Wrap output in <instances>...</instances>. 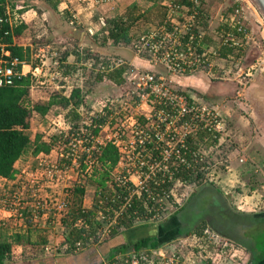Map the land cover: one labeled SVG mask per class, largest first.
<instances>
[{"label": "built area", "instance_id": "obj_1", "mask_svg": "<svg viewBox=\"0 0 264 264\" xmlns=\"http://www.w3.org/2000/svg\"><path fill=\"white\" fill-rule=\"evenodd\" d=\"M79 1L90 9L91 3L97 8L125 0ZM234 1L214 28L205 0L165 1L162 21L132 44L134 54L152 70L134 68L120 56L103 55L99 62L82 63L88 71L104 76L126 68L124 83H97V87H110L109 93L94 100L89 110L77 108L80 118L75 122L67 119L69 109L47 117L55 134L46 143L51 144L53 137L56 143L49 153L33 155L17 169L15 179L0 185V228L16 223L23 232L38 227L47 231L50 225L62 224L63 218L72 222L70 197L81 185L86 188L84 218L75 226L96 232L88 244L99 249L118 227L123 228L124 219L158 230L155 237L162 242L140 251L130 249L131 243L113 246L106 253L99 249L100 264H249L251 255L244 247L209 228L167 241L160 234L163 224L185 206L195 189L218 187L232 173L233 160L222 153L237 143L229 134V114L222 106L181 87L175 78L236 82L241 77L245 82L239 83L245 90L256 74L264 75V53L247 63L244 51L256 37L246 18L245 0ZM6 2L0 25L10 26L9 35L25 18L19 13L23 7L12 9L10 0ZM61 4L65 6L62 13L70 12L69 24L76 26L80 18L73 3L61 0ZM25 64L2 45L0 88L24 78L21 68ZM54 66L63 97L86 88L87 72L82 68L64 75L59 56ZM107 144L119 156L112 170L100 161ZM236 159L242 166L250 161L247 155ZM254 172L264 179V169L255 166ZM102 176L105 186H94L93 198H89L87 180ZM83 248V243H77L76 252ZM57 252L55 246L46 244L29 248L26 255L41 260ZM12 256L18 257L14 252Z\"/></svg>", "mask_w": 264, "mask_h": 264}, {"label": "trees", "instance_id": "obj_2", "mask_svg": "<svg viewBox=\"0 0 264 264\" xmlns=\"http://www.w3.org/2000/svg\"><path fill=\"white\" fill-rule=\"evenodd\" d=\"M10 3L12 9L23 7V9L19 11L21 14L29 10V7L31 6L30 0H10ZM6 4V0H0V15H3L6 12ZM207 14L210 17L208 12ZM101 24L102 35L106 36L105 40L109 43L124 44L132 47L135 38L141 34L139 33L132 36L131 26L126 25L121 18L113 19L112 23H109V21L104 19L101 21ZM24 29L25 27L21 25L15 28L11 34L6 35V33L10 32V26L8 24L0 25V59L2 58V45H5L6 51H9L12 57L18 58L23 62L28 60V56L30 54L29 50L17 46L14 43V38L21 35ZM98 36V34H95L93 38ZM76 49L78 57L82 59V63H86L91 60L99 62L100 58L103 56L101 54L94 53V51L90 49L86 50V48L82 47H78ZM244 53H247V51H244ZM253 56V52H249L248 61L251 60ZM59 61L64 75H72L80 68H82L84 72L90 73L88 74L89 77L87 76L86 88L83 90L75 89L70 98L63 97L62 95H56L46 106L35 105L31 108V103L28 100L29 90L31 87L30 77H24L20 80H16L13 86L0 88V177L9 180L15 179L17 174L15 164L27 152L32 150L33 155H38L41 152L49 153L52 150L53 145L56 143V138L53 137L55 140H52L51 144L39 143L34 145L29 134V118L33 110L45 115L55 105H61L66 110L69 109L70 113L68 116H74L76 119H79L80 116L76 111L77 108L83 106L85 110H89L92 102L98 99L96 98V93L92 90V87L90 88L88 85L91 75L92 77L96 75V79L94 80L95 86L97 83L105 80L111 81L119 86H122L124 83L123 76L126 68L118 69L115 72L104 76L88 71L87 67L82 66V63L70 69L63 62L64 60L62 55L59 56ZM177 80L178 82H176L179 83V79ZM196 83H198V81ZM181 87L190 89L206 98L203 90H200L198 85L195 87L186 84L185 86L181 85ZM118 160L119 156L115 147L111 144L105 145L100 161L107 165L109 170H112L118 164ZM87 182L93 186L104 187L105 176H102L97 181L89 179ZM198 189L200 190L198 192L194 191L185 206L177 210L172 216L171 219H175L174 228H176L177 232L180 233L179 235H175L176 237H171H174L175 239L186 238L195 232H201L203 229L209 228L224 237L234 239L239 242V244H241V246L244 247L251 255L249 264H264V256L260 257L262 250H257L255 248L257 247L256 244L259 243L257 240L258 236L263 233L262 229H260V225L264 224V218H259L258 220L252 216L239 214L233 210L231 211V209L226 206L228 204V200L225 194L213 185H206ZM85 197V186L77 185L73 189L72 196L70 197L72 222L65 218L61 221L63 224L73 228L72 237L68 239L66 244H62L61 247L66 253L65 258H70L69 260L71 264H100L99 249L101 250L102 247L115 239L129 236L135 232V230L136 232H139V228H135L132 220L124 219L121 221L123 228L118 227L112 233L108 240L109 242L107 241L103 246H100L99 249H96L94 246L88 244V238L93 236L96 232H87L86 229L75 228L78 221L84 218V214L81 213V209ZM169 221L163 224V228ZM232 222L235 223V228L233 226L229 228V225ZM238 224L240 227L236 228V225L238 226ZM166 229L168 231V226ZM12 239L13 242L0 241V264H10L13 260L12 253L15 246L24 245L30 241L29 238L24 239L21 234L14 236ZM79 242L84 244V248L79 252H76V246ZM161 243L162 242H160L156 237H144L130 245V249L140 251L147 248H157L161 245ZM46 244L49 243L45 242L44 245ZM65 246L67 247L65 248ZM83 256L85 257L83 258ZM68 259L65 263H62L60 259L57 260L49 256L44 260H40L39 264H69ZM74 261L76 263H74Z\"/></svg>", "mask_w": 264, "mask_h": 264}, {"label": "crops", "instance_id": "obj_3", "mask_svg": "<svg viewBox=\"0 0 264 264\" xmlns=\"http://www.w3.org/2000/svg\"><path fill=\"white\" fill-rule=\"evenodd\" d=\"M39 1V6H37L36 8L33 7L22 13L24 14L25 18L22 26H24L25 29L23 30L21 35L14 38L15 45L23 47L26 50L28 49L30 52L28 60L25 61L26 64L23 65L21 69L25 77L31 78V87L29 90V102H31V108H33L37 104L46 106L54 96L63 94L64 91L61 85L62 82H60L59 80L57 81L54 77L55 73L57 72V69L54 66V63L57 60V56L62 55L64 60L63 62L70 69L74 68V66L76 65H80L82 63V59L78 57L75 46L82 47L90 44L91 42H94L93 36L95 34H98L99 30L102 28V20L105 19L109 21L111 17H113V19L121 18L126 25L131 26L132 29H137L138 31L136 32V34H139L149 29L155 28L162 21L164 12L163 3L168 0H125L116 5H106L97 8L94 7V5H92L91 3L89 5L90 9L85 8V4L83 5L79 0H70L73 3L74 9L77 10L80 18V22L76 26H71L69 24V11H66L64 13L61 12V10L65 7L63 4H61V0ZM210 1L213 0H205V8L212 19L211 23L214 28L215 19L217 20L216 17H219V13L217 14V16L216 14H212L215 9L213 8L214 10H211V7L209 5ZM60 4L62 6H60ZM245 14H250V17L248 16L247 20L250 21L251 24H253V20L251 18L254 17V19H256V16L247 5L245 6ZM215 25L218 26V22ZM68 29L72 32L66 34L67 32L64 31ZM143 29L146 30L141 31ZM136 34L131 35L134 36ZM90 38L92 40L89 42ZM253 45L249 47V50L247 49V53H249V51L253 49ZM134 58L135 61L139 62L138 64L134 61H130L129 59L128 61L133 65L136 64L135 66L138 67V69H153L150 64L138 58L135 54ZM247 63L251 64L252 61H247ZM43 64L45 65L43 66ZM54 79L56 81H54ZM177 79H179L180 82L193 79L195 80V82L198 81V83L196 84L200 89H205V91L207 90L205 88L207 86L206 78L194 76L188 78H175V80L178 82ZM35 84H39L36 87L37 89L35 88ZM53 108L57 110L64 109V111H66L65 108L61 105H55L51 109ZM46 117H48L46 114L42 115L38 113L37 119L40 121H37L38 124L36 125L32 124L33 126H31L29 122L30 129H34V127L38 125L40 127L37 126L36 130L41 131V126L48 124ZM252 119L258 132H256V134H251L249 141L247 143L243 142L240 149L232 148V150H235L232 155L233 161L231 162L233 171L230 175L227 176V178L228 180L233 179L234 181H231L232 184H230L227 183L225 179H223L222 183H220L216 188L223 191L225 196L233 194L231 202L233 208H231V206H228V204H225L229 209H231V211L233 210L239 214H246L259 220V218H264V179L260 176H257V174L254 172V168L255 166L262 169L264 168V116ZM49 136L50 135L42 136L41 133H38L36 140H33L32 138L31 139L34 145H37L39 143H46L47 141H49ZM237 140L239 139H235V142H237ZM239 141H242V139L240 138ZM32 152V150L27 152L15 164L16 170L23 167L25 163L32 158ZM244 155H247V160L249 159L250 161L246 165L242 166L239 163V159H236V156L237 158H239ZM244 172H246L247 174L250 173V181L249 179L246 180L242 178V174ZM244 176H246V174H244ZM259 179L261 180V182ZM7 180L8 179L6 178L0 177V185L6 183ZM257 181L263 183L261 187L262 189H258L257 186H259V184L257 183ZM227 189L229 191H227ZM235 191L237 193H235ZM174 220L175 219H171L164 228L162 226V232H160V234H165L168 236L170 235L169 237L179 235L180 232H171V230H173L175 226ZM167 226L168 231L166 229ZM263 227L264 224L260 225V229L263 230ZM137 228H139V232H136L135 230V232H133L129 236L120 237L113 240L112 242H115L116 246L123 245L125 243L133 244L134 242L144 237H155V235L158 233V230L150 226H138ZM42 234L44 236L41 238V242L42 245H44L45 242H48L49 239L46 237L47 232H43ZM222 237L241 246V244H239V242L235 241L234 239H229L224 236ZM55 243H57V241ZM20 247L21 245H17L16 248L23 249V246L22 248ZM24 247L25 251H27V248H32L25 245ZM29 257L30 260H34L31 258V256Z\"/></svg>", "mask_w": 264, "mask_h": 264}, {"label": "rangeland", "instance_id": "obj_4", "mask_svg": "<svg viewBox=\"0 0 264 264\" xmlns=\"http://www.w3.org/2000/svg\"><path fill=\"white\" fill-rule=\"evenodd\" d=\"M30 3H31V6L29 8H33V7L36 8L37 6L40 5L39 0H30ZM244 3H245L244 5L245 6L247 5L256 16V19H254V17L251 18L253 20V24H251L250 21H248L249 26H250L251 30L255 33V37H256V41L253 43L255 45L252 44L253 49L252 50L250 49L251 51H249L250 53L253 52V54H254L253 58L255 60L259 56H262V54L264 53V18L261 15L260 11L258 10L257 6L251 0H245ZM234 4H235L234 0H213V1L209 2L211 10L215 9V11L212 12V14H216V16H217V14L219 13V17H221L222 14L228 13ZM248 16L250 17V14L247 15L246 18ZM219 17L217 16L216 18H219ZM112 20H113V17H111L109 19V23H112ZM216 21L218 22V19L217 20L215 19V24L217 23ZM215 24H214V26L216 27ZM145 30L143 29L141 31H145ZM137 31L138 30L134 28V29H132L131 33L136 34ZM64 32H67L66 34H68L69 32H72V31L68 29V30H65ZM98 35H99L98 37H96V38L94 37V42H91L92 44L91 43L87 44L85 46H82V48H86V50L87 49L93 50L94 53H98L101 55L120 56L122 58H125L126 60L129 59L132 62L134 61L137 64L139 63L138 61H135L134 53L132 52L131 46L124 45V44L109 43L108 41L105 40L106 36L102 35V29L99 30ZM91 40L92 39L90 38L89 42ZM213 40H215V39H213ZM76 48H78V47H76ZM123 52H125V53H123ZM249 61H251V60H249ZM135 65L132 64V66L134 68H138ZM88 74H90V73L89 72L87 73V76L89 77ZM95 76L96 75H94L92 77V75H91L90 80L88 81V85L90 86V88L92 87V90L96 93V98L99 99L101 97L107 96V94L110 91V87H101V86L97 87V86H95V83H94V80L96 79ZM206 81H207V86L205 88L207 90L205 91V89H204L203 93L205 94L207 100H209L210 102L219 103L222 106L223 110L225 111L224 113H226V112L229 113L228 116H229L230 127H231L229 134L234 141H235V139H239V140H240V138L242 139V141L237 140V143L235 144V146L232 145V147H230V148H223L222 155L226 157L227 154H229V156L232 159L233 152H235V150L234 149L232 150V148L240 149L241 144H243V142L247 143L249 141L251 134H256V132H258L256 126L254 125L252 118L255 119V118L264 116L263 115L264 114V75L256 74L254 76L253 82L250 85H248V87L245 90H243L242 86L239 83V82L244 81V79L241 77H239L236 82H233V81L218 82V81H209L207 79H206ZM179 84L182 86H185L187 84V85L195 86V87L197 85L195 80H193V79H189V80L179 82ZM38 85L39 84H35V88ZM200 90H202V89H200ZM28 100L30 101V99H28ZM37 105H39V104H37ZM59 114H60V111L53 108V109H50L46 115L48 116V118L50 117L52 119L54 117H57V115H59ZM37 116H38V113H36L35 111L31 112L30 118H29V122H30L31 126H33L34 124L35 125L38 124L37 121H40L37 119ZM68 117L70 118L69 121H71V122L77 121V119L74 116L70 117V115H69V116H67V119H68ZM46 120L48 122V119H46ZM39 123H41V122H39ZM41 125H43V124H41ZM37 126H35L34 129L29 130V134L33 140H36L38 133H41L42 136H48V135L53 136L55 134L52 130V125L50 126V122L48 124H45L44 126H41V129H42L41 131L36 130ZM38 127H40V126H38ZM48 139H49V137H48ZM244 174H246V176H244ZM242 178H244L246 180L249 179V181H250L251 175H250V173L247 174L246 172H244L242 174ZM224 179L227 183H230V184H232L231 181H234L233 179L228 180L227 177H225ZM260 182H261V180H260ZM260 182L257 181V183L259 184V186H257L258 189H262L261 187H262L263 183H260ZM93 188H94L93 185L88 186L89 198H93V191H92ZM199 190L200 189H195V192H198ZM244 190H245V188H244ZM227 191H229V190L227 189ZM232 195H230V194L226 195V198L228 200L227 201L228 206H231V208H233L231 205ZM234 222L230 223L229 228H231V226H233L235 228ZM15 224L16 223L10 224L8 226H5V228L0 229V241L1 242H5V241L6 242H8V241L13 242L12 238H14V236L21 234L24 237V239L29 238V240H30L27 244H24L25 246H28V247L38 246V247H40V245H42L41 238L44 236L42 233L47 232L46 237L49 239L48 243L55 246L56 250H58V252L55 254V256H53V258L57 259V260L60 259L62 261V263L66 262V260L68 258H65L66 253L64 252V250L62 249L61 246H62V244H66L68 239L72 237V232H71L72 227L71 226H67V225L62 223V224H59L58 226L55 225V228L53 227V225H50V228L47 231H43L42 227H38V228L32 229V231H30V232H28V231L23 232L24 230L21 227L16 226ZM135 227H137V226H135ZM237 227H240V225L239 224H238V226L236 225V228ZM75 228L81 229L82 227L79 225V226H75ZM171 232H177L176 228L171 230ZM262 232L263 233L260 236H258V238H257L259 243L256 244L257 247H255L257 250H262L263 253L261 252L260 257L264 256V229L262 230ZM174 237H176V236H174ZM174 237H169L168 235H165L164 240L167 241V240L175 239ZM56 241H57V243H55ZM24 245H21V247H20V248H22V246H23V249H17L16 248L17 245L15 246L13 252L15 253V256H18V257L13 258L14 261L12 260L10 264H39L40 260H33L32 261V260H30V257H28L26 255L29 248H27L26 249L27 251H25ZM113 246H116L115 242H111V243L105 245L104 247H102L101 252L106 253ZM48 257L49 256L44 257V258H48ZM84 257L85 256H83V258ZM44 258L41 260H44ZM68 263L71 264L70 260L68 261ZM74 263H76V262L74 261Z\"/></svg>", "mask_w": 264, "mask_h": 264}, {"label": "water", "instance_id": "obj_5", "mask_svg": "<svg viewBox=\"0 0 264 264\" xmlns=\"http://www.w3.org/2000/svg\"><path fill=\"white\" fill-rule=\"evenodd\" d=\"M258 8L260 11L261 15L264 18V0H251Z\"/></svg>", "mask_w": 264, "mask_h": 264}, {"label": "flooded vegetation", "instance_id": "obj_6", "mask_svg": "<svg viewBox=\"0 0 264 264\" xmlns=\"http://www.w3.org/2000/svg\"><path fill=\"white\" fill-rule=\"evenodd\" d=\"M253 60H254V58L251 59V61H253Z\"/></svg>", "mask_w": 264, "mask_h": 264}]
</instances>
